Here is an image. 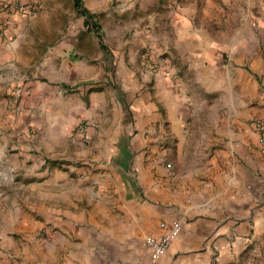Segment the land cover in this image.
<instances>
[{
  "label": "crops",
  "instance_id": "1",
  "mask_svg": "<svg viewBox=\"0 0 264 264\" xmlns=\"http://www.w3.org/2000/svg\"><path fill=\"white\" fill-rule=\"evenodd\" d=\"M87 1L94 12L107 0ZM202 1L207 8H221L231 0ZM174 2L178 9L167 23L178 38L188 40L176 49L178 63L152 77L115 58L106 73L119 89L97 83L108 63L93 32L67 30L51 44L50 0L43 1L49 42L39 64L45 75L34 74L28 82L31 95L24 97L21 112L0 96V264H12L9 253L17 258L14 264H117L127 254L130 261L119 264H229L259 240L264 177L249 125L264 116L259 83L237 67L229 72L213 67L207 57L197 61L194 56L205 52L199 42L203 36L180 26L189 23L198 1ZM53 5L66 14L61 1ZM157 5L160 0L124 3L145 12ZM158 15H146L153 30ZM36 20L12 27L20 30V43L11 73L5 70L8 53L0 44V93L21 82L6 87L10 74L23 69L22 39L35 30ZM152 29L145 30L147 36ZM195 90L205 95L200 109ZM127 103L139 112L141 126L161 117L158 110L164 109L171 146L179 159L189 151L193 159L170 169L161 158L170 148L161 151L163 139L151 142L157 129L143 127L131 137L133 130L123 128L131 118ZM198 110L206 112L198 131L202 138L189 125ZM84 121L83 138L76 142L71 135ZM125 145L130 151L136 145L145 149L133 161L125 156ZM163 221H179L183 228L153 263L146 237L163 234ZM43 228L46 238L39 236Z\"/></svg>",
  "mask_w": 264,
  "mask_h": 264
},
{
  "label": "rangeland",
  "instance_id": "2",
  "mask_svg": "<svg viewBox=\"0 0 264 264\" xmlns=\"http://www.w3.org/2000/svg\"><path fill=\"white\" fill-rule=\"evenodd\" d=\"M21 1L24 3V6H28L25 8L26 12L25 10L19 9L21 12H13L11 16L3 13L1 16L2 21H0V44L5 51L7 50L6 53H8L6 54L8 58L6 59L5 70L11 73L16 65L15 56H13V54L20 43V40H18L20 30L13 31L12 27H16L18 22L23 23L31 18L37 17L35 30H31L27 36H24L22 39L24 45L22 47L23 58L22 63H19V65L23 69L17 71L15 74H10L11 79L8 81L6 87H11L14 80L21 82L19 85L15 84L10 92L8 89H5V91L3 89L0 93L1 100L2 98L3 100L4 98H9L12 110L16 112L23 111L25 104L24 97L27 98L31 95V86L28 82H30L35 75H45L44 68L39 64V61L42 59L43 52L49 42V40L46 39L49 37V34L45 26V13L43 12L45 9L43 5L44 0ZM58 1L63 3L66 14L62 15L60 8L56 9L54 7L53 0H50L46 9L52 14V25L50 27L51 44H54L61 33L67 32V30L75 32L89 31L85 24L81 22L83 15L76 9L75 0ZM128 1L129 0H107L106 2L100 3V6L94 9L99 28L91 31L97 38L99 37L101 53L105 51L108 63L105 68V74H103L101 78H98L99 81H97V83H106L107 85L111 83L115 88L119 89L121 85L118 81L115 78L111 79L109 74L106 73L109 68L113 70L115 58L119 60L121 57L128 66H139L146 74L149 73V75L155 77L160 75L166 66L172 67L174 64L178 63L179 60L176 49L180 44H186L188 41L178 38L174 27L170 23H167L171 19L174 13L173 11L178 9L174 0H160V5L152 7L146 12L143 9L140 10L137 8L135 10L127 6L125 7L124 3H128ZM177 1L180 2V0ZM197 1L199 6L192 9L189 23L181 24L180 26L181 30H185V32H200L203 36V38L201 36L202 39H200L199 42L202 43L205 52H199L194 57H196L197 61H200L201 57H207V59L213 63V67H227L226 71L229 72L233 67H237L247 78L256 79L260 89V105L263 106L264 0H254L252 2L248 0H231L228 2L227 6L221 8H207L205 1ZM83 4L86 8L90 7L88 1L85 3V0H83ZM152 12L160 13L154 24V30L151 28V24L148 23V17H146L147 14ZM15 23L17 24L15 25ZM149 28L153 30L152 36H147L148 33L145 31ZM42 39L45 40L42 41ZM120 61L124 62L123 60ZM117 66L118 65H116V69ZM147 70L149 72H147ZM44 80H47V78ZM147 82L149 85L151 84L149 80ZM191 89L192 86L190 87V90ZM61 95L65 97L66 94L64 93ZM194 98L197 101V108L201 107L205 95L195 90ZM130 104L131 103H127L126 107L128 113L130 112L131 118L126 121L123 128L130 129L131 131L133 130L131 137L137 132H142L143 127L147 129H157V135L151 136V142L154 144L157 140L163 139L166 145L164 148H161V151L170 148L161 156L162 161H164L165 165L170 169L175 168L179 161L193 159V151L184 152V156L179 159V152L176 146H171L172 137L169 132V121L167 120L164 109L160 108L158 110V113L162 112L163 116L161 115V117H158V114L157 119L154 118L151 122L146 121V125L141 126L138 125L140 114L135 108H130ZM7 109H9V107ZM205 115V110H198L194 116L196 119L193 120L194 117L189 119L191 130L195 128L193 134L195 135L197 132L196 138H202L198 131L200 130L199 127H201L205 121ZM251 120L249 121L250 123ZM250 123L249 125L251 127ZM109 124L110 122H107L106 127H108ZM86 125L87 122L84 121L77 126L71 138L76 142L81 141L83 137L79 130L85 128ZM161 127L163 130H160ZM128 138H130V136ZM70 140L71 139H69V141ZM124 141L126 142V138ZM253 145L259 155L260 176L264 177V152L258 146L257 137ZM126 148L128 152H125V156H128V159L133 161L135 156L142 153L145 149V147L140 148L138 145H136L132 151L125 145V149ZM184 166H186V164H184ZM2 192L3 187L0 182V194ZM260 229L259 240L254 241V245L249 243L240 254V257L229 264H264V223H261ZM22 235L23 233L21 232L16 233L17 237H22ZM39 236L41 238H46L45 228L40 230ZM8 255L11 259L10 262L14 264L13 259L16 257H14L12 253ZM124 261H130L129 254L120 257L117 264L123 263Z\"/></svg>",
  "mask_w": 264,
  "mask_h": 264
},
{
  "label": "built area",
  "instance_id": "3",
  "mask_svg": "<svg viewBox=\"0 0 264 264\" xmlns=\"http://www.w3.org/2000/svg\"><path fill=\"white\" fill-rule=\"evenodd\" d=\"M26 7L21 0H0V21L2 14L6 13L11 16L13 12L18 13L25 10ZM21 12V11H20ZM5 18V16H4ZM251 127L256 134L258 146L264 152V116L255 117L251 120ZM161 227L166 231L161 235H149L146 237V242L152 251V262L156 263L160 256L168 249L172 240L178 237L182 231V224L179 221L161 223Z\"/></svg>",
  "mask_w": 264,
  "mask_h": 264
},
{
  "label": "trees",
  "instance_id": "4",
  "mask_svg": "<svg viewBox=\"0 0 264 264\" xmlns=\"http://www.w3.org/2000/svg\"><path fill=\"white\" fill-rule=\"evenodd\" d=\"M75 7L85 17L84 24L89 31H94L99 28L95 13L85 7L83 0H75Z\"/></svg>",
  "mask_w": 264,
  "mask_h": 264
}]
</instances>
